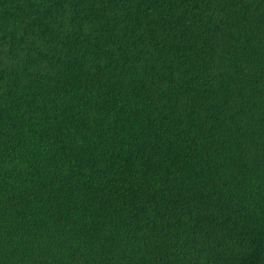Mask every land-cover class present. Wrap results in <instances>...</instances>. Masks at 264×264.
I'll use <instances>...</instances> for the list:
<instances>
[{
  "label": "trees",
  "instance_id": "16d2710c",
  "mask_svg": "<svg viewBox=\"0 0 264 264\" xmlns=\"http://www.w3.org/2000/svg\"><path fill=\"white\" fill-rule=\"evenodd\" d=\"M0 264H264V0H0Z\"/></svg>",
  "mask_w": 264,
  "mask_h": 264
}]
</instances>
